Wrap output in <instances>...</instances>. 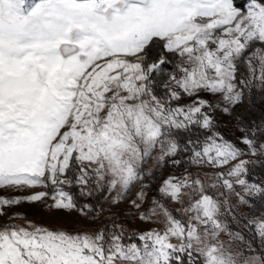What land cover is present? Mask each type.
<instances>
[{
    "label": "snow or ice",
    "instance_id": "obj_1",
    "mask_svg": "<svg viewBox=\"0 0 264 264\" xmlns=\"http://www.w3.org/2000/svg\"><path fill=\"white\" fill-rule=\"evenodd\" d=\"M165 167L183 171L149 197ZM5 188L47 191L0 196V216L50 199L109 222H6L0 264H264V0H0Z\"/></svg>",
    "mask_w": 264,
    "mask_h": 264
},
{
    "label": "rangeland",
    "instance_id": "obj_2",
    "mask_svg": "<svg viewBox=\"0 0 264 264\" xmlns=\"http://www.w3.org/2000/svg\"><path fill=\"white\" fill-rule=\"evenodd\" d=\"M156 51L157 49H153L150 54L154 55ZM210 98L211 97H209V99ZM224 123L227 126L222 127L220 131L223 132L224 135L227 136L229 139H234V136H232L229 133V128L231 127V124L228 122L227 118H224ZM192 170L194 171L195 169H192ZM182 171H183L182 167L181 168L165 167L163 169H157L156 178L151 184V190L148 192L149 197H152V196L158 197V193L156 192V189L159 186V182L165 176L169 174L179 175ZM209 171L211 170L209 169ZM34 191H47V189H43V188L27 189L26 188V189L17 191L14 189L5 188V189H0V196H3V197L26 196V195H31ZM70 191L74 194L79 205L82 206L84 203H90V204L95 205L97 208L102 207L104 209L108 208V200L111 199L112 195H114V193L104 192V193H94L92 197H81L76 187L71 188ZM231 199L233 203H235V197H231ZM48 204H51L50 199L46 200L45 202H36V203L24 202L20 205L13 206L7 209L8 216H0V225L6 222H11L13 224L23 226L27 222H32L36 225L45 226L50 229H66L69 231H73L76 229L94 230V229L103 227L106 223L109 222L108 213L106 211L100 213L99 217L93 220L92 214L85 216L76 210H73L71 212L64 211V210H56V209L48 207L47 206ZM168 206L176 207L175 205H172V204H169ZM126 207H127V204H123L119 208L114 207L113 211L122 212V210ZM148 207H150V205H145V209H147ZM246 209L247 207H242L238 209L237 211L245 212ZM11 216H18L20 218L9 221V217ZM121 222L124 224V227L129 232L146 231V230H149L150 228L157 227V225L155 224H152L150 222L145 223L135 218H132V219L122 218ZM230 227L233 230H236L237 228L240 227V225L237 223L230 222ZM244 234L249 238L251 237V232H249L247 229L244 230ZM221 239L225 242L226 245L231 243L230 238L227 234H222ZM255 247L257 249V252L252 253V254H259L261 246L257 244Z\"/></svg>",
    "mask_w": 264,
    "mask_h": 264
},
{
    "label": "trees",
    "instance_id": "obj_3",
    "mask_svg": "<svg viewBox=\"0 0 264 264\" xmlns=\"http://www.w3.org/2000/svg\"><path fill=\"white\" fill-rule=\"evenodd\" d=\"M256 97H257V100H259V94L257 93L256 94ZM257 111H259V106L257 107ZM229 122V121H228ZM230 123V122H229ZM257 171H260L259 169H257ZM258 206V205H257ZM249 208L247 207V209L245 210V212L244 213H247V212H249Z\"/></svg>",
    "mask_w": 264,
    "mask_h": 264
}]
</instances>
